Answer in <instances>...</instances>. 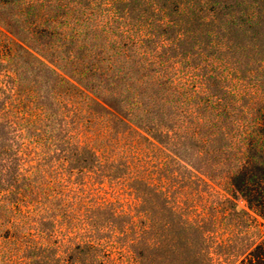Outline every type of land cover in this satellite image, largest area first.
<instances>
[{"label": "trees", "instance_id": "obj_1", "mask_svg": "<svg viewBox=\"0 0 264 264\" xmlns=\"http://www.w3.org/2000/svg\"><path fill=\"white\" fill-rule=\"evenodd\" d=\"M254 5L0 0V264H264Z\"/></svg>", "mask_w": 264, "mask_h": 264}, {"label": "rangeland", "instance_id": "obj_2", "mask_svg": "<svg viewBox=\"0 0 264 264\" xmlns=\"http://www.w3.org/2000/svg\"><path fill=\"white\" fill-rule=\"evenodd\" d=\"M259 7V5H254L251 6L250 9H253L254 13L259 11L264 16V7L260 10ZM261 27L262 30H264V23ZM254 44H258L260 47L264 48V32H261V35L258 36ZM260 47H256L255 45L252 51H260ZM236 206L239 210H249L245 199L242 197L236 199ZM223 221L221 228L218 229V233L211 236L207 242L203 244L204 256L211 264H234L237 258V256L234 255V248L236 245L238 246L242 242H248L252 237L257 236L253 228L233 226L234 222H236L233 218ZM228 227H230L231 230H228ZM257 231L260 232L262 238H264V219L259 216H257ZM225 238H229L230 241L228 240V243H225L223 241Z\"/></svg>", "mask_w": 264, "mask_h": 264}]
</instances>
